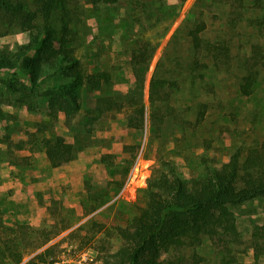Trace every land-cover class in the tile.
I'll return each mask as SVG.
<instances>
[{
	"label": "rangeland",
	"instance_id": "1",
	"mask_svg": "<svg viewBox=\"0 0 264 264\" xmlns=\"http://www.w3.org/2000/svg\"><path fill=\"white\" fill-rule=\"evenodd\" d=\"M25 1L29 5L22 16L41 6L38 0ZM71 1L78 9L73 44L83 73L105 75L100 89L81 90L82 108L71 118V125L91 128L94 143L72 160L79 171L73 182L50 188L34 184L46 171L41 138L56 133L69 142L74 132L66 122L62 125L61 112L55 123L48 117L42 94L45 86L56 85L54 80L26 88L29 77L20 68L0 71V264L27 258L37 264L50 256L70 264H105L122 245L118 228L127 229L129 219L146 205L149 179L173 172L186 180L199 178L234 158L244 163L258 155L264 163V0ZM6 14L0 16V52L15 51L31 39V32ZM201 21L203 46L222 47L217 58H201L204 50L197 60L189 31ZM142 40L151 41L155 52L145 81L147 122L140 129L128 124L132 107L126 102L136 85L132 54ZM38 56L42 62L49 59L46 49ZM154 73L162 97L158 136L149 124ZM249 75L254 85L247 95L242 84ZM21 141L24 149L16 145ZM8 161L17 165L10 169ZM119 170L128 173L125 186H109V197L98 206L108 183L121 178ZM233 210L240 242L230 240L233 251L227 259L230 264H264V196ZM201 248L204 257L198 264L221 261L214 243L204 240Z\"/></svg>",
	"mask_w": 264,
	"mask_h": 264
},
{
	"label": "trees",
	"instance_id": "2",
	"mask_svg": "<svg viewBox=\"0 0 264 264\" xmlns=\"http://www.w3.org/2000/svg\"><path fill=\"white\" fill-rule=\"evenodd\" d=\"M112 0H89L96 5ZM261 0H235L239 4H258ZM41 6L31 13L20 15L29 5L25 0H0V16L13 14L12 23L23 25L22 30L31 32L29 42L18 45L15 51L4 49L0 52V71L20 68L29 77L26 88L40 87L41 83L54 80L53 87L45 86L43 96L47 98L49 118L57 122L59 113L66 115V125L74 132V141L67 142L52 133L41 138L53 167L70 163L85 147L91 146V128H77L71 125V118L82 108L81 90L86 87L89 92L100 89L103 74L87 75L83 73L82 63L75 55L73 33L77 34L78 11L73 8L71 0H38ZM33 3H37L33 1ZM32 5V4H31ZM41 12V13H39ZM11 19V18H10ZM205 28L204 21L198 22L189 31L194 49L198 54L208 50L201 58L210 54L218 55L220 46L203 42L200 33ZM46 49L49 54L47 62H42L39 54ZM35 52V54H31ZM155 52V46L149 40H142L134 50L131 64L135 72L136 85L127 93L126 104L132 107L128 124L135 128H144L147 122V102L145 97L146 73ZM221 54V52H220ZM254 85L252 76L245 77L242 91L249 95ZM160 96V78L155 73L149 82L148 102L152 107L149 113L151 134L158 136L163 118L160 116L158 101ZM108 107L111 100H105ZM28 108L32 110L31 104ZM204 116V113L201 114ZM85 117L78 123L82 125ZM23 143L17 142L19 149ZM260 156H249L244 163L236 158L221 168H211L199 178L183 179L173 172L159 178L148 180L147 203L139 214L129 219L128 227L118 228L122 245L120 249L106 258L105 264H198L203 260L204 240L214 243V249L221 255L217 264H230L227 254L233 248L229 244L240 242L234 205L250 199L264 196V163ZM129 159L125 160L128 163ZM14 165L16 163H13ZM17 165V164H16ZM120 179L111 180L104 188L101 201L103 205L110 195L108 187L121 189L127 182V174L119 170ZM92 199H95L92 197ZM51 238H49L50 240ZM220 241V242H219ZM222 241V242H221ZM187 250L192 253L187 255ZM198 257L197 262L190 260ZM256 258L259 253L256 248ZM21 259L19 257L18 261ZM113 259V260H111Z\"/></svg>",
	"mask_w": 264,
	"mask_h": 264
},
{
	"label": "crops",
	"instance_id": "3",
	"mask_svg": "<svg viewBox=\"0 0 264 264\" xmlns=\"http://www.w3.org/2000/svg\"><path fill=\"white\" fill-rule=\"evenodd\" d=\"M49 117V116H48ZM45 117L44 119L48 120L49 118ZM60 119H61V123L62 125L66 122V115L65 113L61 112L60 113ZM38 121H42V120H38ZM74 140L70 139L69 142H73ZM42 155H44V158L46 159L45 162V175L34 181L35 183L42 185H48L47 188H50L51 186H55L56 184L59 183H66V182H73L74 179L77 178L79 171H78V166H76L77 164H74L73 161L62 165V166H58V167H53L52 164L50 163L46 150L44 149V151H42ZM8 163L10 164L11 168H14V165H12L11 162L8 161ZM15 177V176H14ZM14 179H19L17 176ZM10 180V179H9ZM24 189L29 186L27 183L24 184ZM6 194V193H5Z\"/></svg>",
	"mask_w": 264,
	"mask_h": 264
},
{
	"label": "built area",
	"instance_id": "4",
	"mask_svg": "<svg viewBox=\"0 0 264 264\" xmlns=\"http://www.w3.org/2000/svg\"><path fill=\"white\" fill-rule=\"evenodd\" d=\"M18 264H30V260L27 258ZM37 264H70V262L66 259L61 260L57 257L50 256L46 262H38Z\"/></svg>",
	"mask_w": 264,
	"mask_h": 264
}]
</instances>
